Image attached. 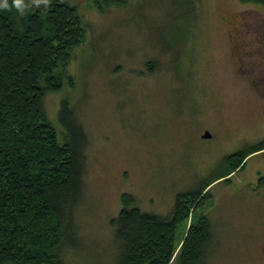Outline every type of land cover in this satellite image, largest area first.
Segmentation results:
<instances>
[{"label": "rangeland", "instance_id": "1", "mask_svg": "<svg viewBox=\"0 0 264 264\" xmlns=\"http://www.w3.org/2000/svg\"><path fill=\"white\" fill-rule=\"evenodd\" d=\"M64 1L75 6L79 20L72 22L82 23L84 38L44 106L61 138L58 111L67 98L88 142L81 196L59 255L65 264H117L111 219L123 198L167 215L195 179L218 172L239 151L264 146V6ZM36 10L44 14L41 5L24 15ZM201 201L177 227L171 264L189 225L203 215L211 230L203 264H264V148L208 186Z\"/></svg>", "mask_w": 264, "mask_h": 264}, {"label": "trees", "instance_id": "2", "mask_svg": "<svg viewBox=\"0 0 264 264\" xmlns=\"http://www.w3.org/2000/svg\"><path fill=\"white\" fill-rule=\"evenodd\" d=\"M242 1L264 6V0ZM73 18L79 20L75 6L64 0H50L43 15L0 10V264H65L59 253L81 196L88 138L67 98L58 111L60 138L44 97L61 89V69L84 38V26ZM261 148L239 151L227 164L220 162L218 172L195 179L194 187L176 195L167 215L123 198L111 219L120 247L117 264H171L177 227L193 205ZM210 239V221L200 216L189 225L176 264H203Z\"/></svg>", "mask_w": 264, "mask_h": 264}, {"label": "clouds", "instance_id": "3", "mask_svg": "<svg viewBox=\"0 0 264 264\" xmlns=\"http://www.w3.org/2000/svg\"><path fill=\"white\" fill-rule=\"evenodd\" d=\"M50 0H0V10H10L14 9L18 15H24L26 10L30 7H40L44 6L45 9L48 8Z\"/></svg>", "mask_w": 264, "mask_h": 264}, {"label": "water", "instance_id": "4", "mask_svg": "<svg viewBox=\"0 0 264 264\" xmlns=\"http://www.w3.org/2000/svg\"><path fill=\"white\" fill-rule=\"evenodd\" d=\"M210 132L208 131V130H204V132L201 134V136L203 137V138H207V137H210Z\"/></svg>", "mask_w": 264, "mask_h": 264}]
</instances>
